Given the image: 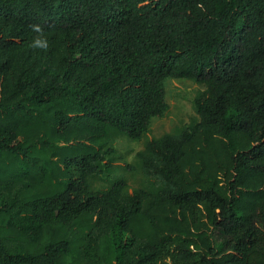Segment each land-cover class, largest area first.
<instances>
[{"label": "trees", "instance_id": "trees-1", "mask_svg": "<svg viewBox=\"0 0 264 264\" xmlns=\"http://www.w3.org/2000/svg\"><path fill=\"white\" fill-rule=\"evenodd\" d=\"M0 264H264V0H0Z\"/></svg>", "mask_w": 264, "mask_h": 264}, {"label": "rangeland", "instance_id": "rangeland-1", "mask_svg": "<svg viewBox=\"0 0 264 264\" xmlns=\"http://www.w3.org/2000/svg\"><path fill=\"white\" fill-rule=\"evenodd\" d=\"M165 100L168 108L162 116L153 117L150 121V128L147 135L139 141H133L119 136L113 145L122 159L115 161L116 175L125 177L130 188L139 184L140 174L129 172L123 169L121 162L133 163L135 153L143 146L145 138L149 136H159L164 132L172 131L176 126L190 122L197 118L192 101L198 89L201 87L194 82L183 78H169L164 83Z\"/></svg>", "mask_w": 264, "mask_h": 264}, {"label": "clouds", "instance_id": "clouds-1", "mask_svg": "<svg viewBox=\"0 0 264 264\" xmlns=\"http://www.w3.org/2000/svg\"><path fill=\"white\" fill-rule=\"evenodd\" d=\"M34 32L36 33H43V29L39 24H35L32 26ZM47 40L45 38H42L41 36H34L30 41V47L32 48H46L47 47Z\"/></svg>", "mask_w": 264, "mask_h": 264}]
</instances>
